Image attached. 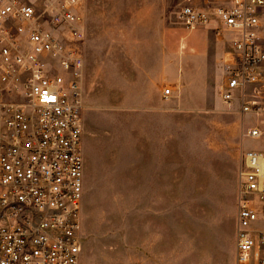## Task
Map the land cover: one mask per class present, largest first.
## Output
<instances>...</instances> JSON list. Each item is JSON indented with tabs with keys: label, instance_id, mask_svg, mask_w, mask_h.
<instances>
[{
	"label": "rangeland",
	"instance_id": "1",
	"mask_svg": "<svg viewBox=\"0 0 264 264\" xmlns=\"http://www.w3.org/2000/svg\"><path fill=\"white\" fill-rule=\"evenodd\" d=\"M228 3L86 0L79 264H237L239 171L264 117L221 102L229 43L177 20Z\"/></svg>",
	"mask_w": 264,
	"mask_h": 264
},
{
	"label": "built area",
	"instance_id": "2",
	"mask_svg": "<svg viewBox=\"0 0 264 264\" xmlns=\"http://www.w3.org/2000/svg\"><path fill=\"white\" fill-rule=\"evenodd\" d=\"M85 14L86 0H0V264L80 263ZM263 14L264 0L177 14L186 31L211 28L229 43L221 102L256 118L264 117ZM262 134L256 126L246 136ZM239 179L236 262L264 264V152L243 155Z\"/></svg>",
	"mask_w": 264,
	"mask_h": 264
},
{
	"label": "crops",
	"instance_id": "3",
	"mask_svg": "<svg viewBox=\"0 0 264 264\" xmlns=\"http://www.w3.org/2000/svg\"><path fill=\"white\" fill-rule=\"evenodd\" d=\"M253 127H256V126H253ZM253 127H252V128H253ZM82 257H83V256H81V259H80V261H82Z\"/></svg>",
	"mask_w": 264,
	"mask_h": 264
}]
</instances>
